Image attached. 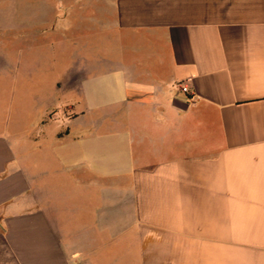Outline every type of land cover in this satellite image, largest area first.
Instances as JSON below:
<instances>
[{
    "label": "crops",
    "instance_id": "1",
    "mask_svg": "<svg viewBox=\"0 0 264 264\" xmlns=\"http://www.w3.org/2000/svg\"><path fill=\"white\" fill-rule=\"evenodd\" d=\"M95 13L97 111L0 102V264H264V0Z\"/></svg>",
    "mask_w": 264,
    "mask_h": 264
},
{
    "label": "rangeland",
    "instance_id": "2",
    "mask_svg": "<svg viewBox=\"0 0 264 264\" xmlns=\"http://www.w3.org/2000/svg\"><path fill=\"white\" fill-rule=\"evenodd\" d=\"M95 12L97 0H0V102L12 128L21 113L30 131L43 110L35 99L54 100L49 118L66 112L64 100L97 111Z\"/></svg>",
    "mask_w": 264,
    "mask_h": 264
},
{
    "label": "built area",
    "instance_id": "3",
    "mask_svg": "<svg viewBox=\"0 0 264 264\" xmlns=\"http://www.w3.org/2000/svg\"><path fill=\"white\" fill-rule=\"evenodd\" d=\"M179 87H180V90L182 92H186L187 91V86L184 83H182L181 85H179Z\"/></svg>",
    "mask_w": 264,
    "mask_h": 264
}]
</instances>
